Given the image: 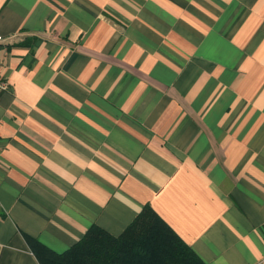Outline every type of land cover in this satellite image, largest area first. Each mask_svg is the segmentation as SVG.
I'll list each match as a JSON object with an SVG mask.
<instances>
[{
  "label": "crops",
  "instance_id": "crops-1",
  "mask_svg": "<svg viewBox=\"0 0 264 264\" xmlns=\"http://www.w3.org/2000/svg\"><path fill=\"white\" fill-rule=\"evenodd\" d=\"M0 37V264L146 207L264 264V0H0Z\"/></svg>",
  "mask_w": 264,
  "mask_h": 264
},
{
  "label": "trees",
  "instance_id": "trees-1",
  "mask_svg": "<svg viewBox=\"0 0 264 264\" xmlns=\"http://www.w3.org/2000/svg\"><path fill=\"white\" fill-rule=\"evenodd\" d=\"M47 253L41 264H205L149 207L119 237L93 226L67 252Z\"/></svg>",
  "mask_w": 264,
  "mask_h": 264
},
{
  "label": "built area",
  "instance_id": "built-area-1",
  "mask_svg": "<svg viewBox=\"0 0 264 264\" xmlns=\"http://www.w3.org/2000/svg\"><path fill=\"white\" fill-rule=\"evenodd\" d=\"M0 41H2V37H0ZM8 89H9V84L0 76V94L6 92ZM0 165H1V158H0Z\"/></svg>",
  "mask_w": 264,
  "mask_h": 264
}]
</instances>
